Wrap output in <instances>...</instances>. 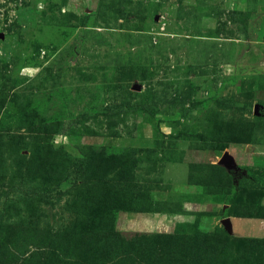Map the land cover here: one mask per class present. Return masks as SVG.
Returning a JSON list of instances; mask_svg holds the SVG:
<instances>
[{
    "label": "rangeland",
    "instance_id": "obj_1",
    "mask_svg": "<svg viewBox=\"0 0 264 264\" xmlns=\"http://www.w3.org/2000/svg\"><path fill=\"white\" fill-rule=\"evenodd\" d=\"M0 264H264V0H0Z\"/></svg>",
    "mask_w": 264,
    "mask_h": 264
},
{
    "label": "crops",
    "instance_id": "obj_2",
    "mask_svg": "<svg viewBox=\"0 0 264 264\" xmlns=\"http://www.w3.org/2000/svg\"><path fill=\"white\" fill-rule=\"evenodd\" d=\"M169 174V175H168ZM168 175L171 179L170 183L172 185H176V186H179V184L183 185L184 184H189V170H188V166L185 162H180V163H170V164H166L165 165V168L163 170V179H165L166 181V178ZM184 210H188V209H185ZM185 213H188L187 212H183V214H181V216H185L187 214ZM163 215H166V214H163Z\"/></svg>",
    "mask_w": 264,
    "mask_h": 264
},
{
    "label": "water",
    "instance_id": "obj_3",
    "mask_svg": "<svg viewBox=\"0 0 264 264\" xmlns=\"http://www.w3.org/2000/svg\"><path fill=\"white\" fill-rule=\"evenodd\" d=\"M218 164L224 167L228 173L233 175V177H237L242 174L241 170H239L233 158L228 153H224L221 156Z\"/></svg>",
    "mask_w": 264,
    "mask_h": 264
},
{
    "label": "trees",
    "instance_id": "obj_4",
    "mask_svg": "<svg viewBox=\"0 0 264 264\" xmlns=\"http://www.w3.org/2000/svg\"><path fill=\"white\" fill-rule=\"evenodd\" d=\"M190 177V176H189ZM188 181H189V179H188Z\"/></svg>",
    "mask_w": 264,
    "mask_h": 264
}]
</instances>
